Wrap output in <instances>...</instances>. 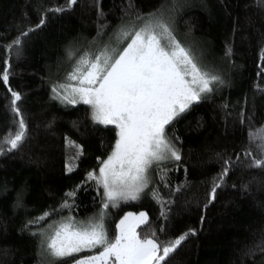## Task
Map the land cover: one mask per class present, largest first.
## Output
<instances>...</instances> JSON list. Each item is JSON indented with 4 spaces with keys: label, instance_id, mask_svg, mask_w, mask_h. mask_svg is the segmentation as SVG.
I'll list each match as a JSON object with an SVG mask.
<instances>
[{
    "label": "trees",
    "instance_id": "obj_1",
    "mask_svg": "<svg viewBox=\"0 0 264 264\" xmlns=\"http://www.w3.org/2000/svg\"><path fill=\"white\" fill-rule=\"evenodd\" d=\"M161 11L173 18L166 20L179 41L223 83L166 127L181 159L152 168L142 196L110 211L108 235H116L125 213L143 212L147 223L136 229L141 237L155 233L167 242L195 231L166 264H264V167H249L260 156L249 134L264 130V0H77L70 7L69 0H0V73H10L7 85L0 79V145L18 119L9 88L21 95L27 125L21 146L0 154V264H41L36 230L69 215L85 220L101 209L102 190L87 177L111 154L116 130L93 123L86 105H59L50 88L125 25L140 26ZM29 29L35 30L22 37ZM18 36L20 48L9 51ZM226 166L228 175L209 203L213 181ZM65 202L70 207H62ZM46 212L45 220L28 223Z\"/></svg>",
    "mask_w": 264,
    "mask_h": 264
},
{
    "label": "snow or ice",
    "instance_id": "obj_2",
    "mask_svg": "<svg viewBox=\"0 0 264 264\" xmlns=\"http://www.w3.org/2000/svg\"><path fill=\"white\" fill-rule=\"evenodd\" d=\"M76 2L69 0V7ZM43 23L41 20L36 27ZM34 30L22 32L21 36L27 37ZM122 35L125 39L131 37L126 47L117 52L105 46L98 54H84L68 74L69 83L52 88L54 99L90 106L92 121L114 125L118 139L111 154L100 162L98 173H89L87 177L102 189L100 211L87 220H76L71 215L62 217L40 233L42 255H46L48 264H166L188 236L195 235L194 230H189L167 242L155 238V233L152 238L141 237L136 228L140 223H147L143 212L138 216L129 213L121 219L112 238L105 227L110 207L136 201L145 192L150 183L149 170L154 165L181 159L179 150L167 136L166 127L200 101L203 94L213 91V84L223 83L218 75L202 66L192 49L177 39L162 11L151 14L138 29L124 30ZM21 36L7 46L9 51L20 48ZM226 55H231V48ZM261 58L264 59V53ZM9 75L7 68L0 73L5 85ZM9 91L11 112L18 119L15 130L3 139L0 154L5 148L7 151L18 149L27 136V125L18 104L21 95L11 88ZM258 133L249 134L250 142L256 144L260 154L249 167L262 168L264 130ZM247 155L251 157L252 152ZM228 172L226 166L213 181L209 203L215 200L216 191ZM20 206L18 196L17 207ZM62 207L70 205L65 202ZM49 215L46 212L28 223L37 224ZM83 252L91 254L80 256ZM68 258L73 259L69 262Z\"/></svg>",
    "mask_w": 264,
    "mask_h": 264
},
{
    "label": "rangeland",
    "instance_id": "obj_3",
    "mask_svg": "<svg viewBox=\"0 0 264 264\" xmlns=\"http://www.w3.org/2000/svg\"><path fill=\"white\" fill-rule=\"evenodd\" d=\"M169 15H168V13L167 12H164V17H165V19H167V17H168ZM149 17H147V18H145L146 20L148 19ZM169 18V20L170 21H172L173 23H174V20H173V18L172 17H168ZM146 20H142L141 21V23H140V26L135 22V23H132V24H130L129 25V27H128V25H125L124 26V28L125 29H122V31L120 32V33H118L117 34V36L113 39V41L110 43V44H108V45H106V46H108L109 47V49L111 50V49H115V50H117V52H118V48H119V46L122 44V42L123 41H125L126 39L124 38V36L122 35V32L124 31V30H127V31H133V30H135V29H138L139 27H141L143 24H144V22L146 21ZM174 32V31H173ZM174 35L176 36L177 35V33H174ZM178 36V35H177ZM177 39H178V37H177ZM179 40V39H178ZM130 42V41H129ZM183 44V43H182ZM127 46V45H126ZM125 46V47H126ZM95 49H97V48H95ZM95 49L94 50H92L91 52H88V54H98L99 53V50L97 51V52H95ZM193 49V48H192ZM102 50V49H101ZM193 53L195 54V56L197 57V56H199L200 57V55H199V53L198 52H196L195 50H193ZM86 54V53H85ZM83 56V55H82ZM74 66H75V64H74ZM73 66V67H74ZM73 67H72V69H73ZM72 69H71V71H72ZM70 71V72H71ZM68 76V75H67ZM67 76L65 77V79H64V81L63 82H61V83H57V84H54V85H52L51 86V88H50V91H51V94H50V97H51V99L52 100H54L55 102H57L59 105H62V106H76V105H79V104H83V103H77V104H75V105H72V104H67V103H65V102H62L60 99H54L53 98V92H52V88L53 87H56L57 85H61V84H65V83H69V81L67 80ZM71 83H73V84H75L76 82L75 81H71ZM61 92H63V89H61ZM207 94L208 93H205V94H203L202 95V98L200 99V101L201 100H203L206 96H207ZM199 102V101H198ZM197 103V102H196ZM194 104V103H193ZM83 105H85V104H83ZM86 106H88V105H86ZM89 108H90V106H88ZM90 116H91V109H90ZM91 121H92V119H91ZM93 122V121H92ZM94 123V122H93ZM96 124V123H95ZM98 125H101V126H112V127H114L115 128V126L114 125H102V124H98ZM115 130H116V133H117V129L115 128ZM117 139H118V137H117ZM173 161H175V160H169V161H165V162H163L162 164H160L159 166H163V165H165V164H168V163H171V162H173ZM158 166V167H159ZM154 167H157V165H154L152 168H154ZM152 168L149 170V177H150V183H151V170H152ZM99 171V170H98ZM150 183H149V185H150ZM102 190V189H101ZM143 194V193H142ZM142 194H141V196H142ZM140 196V197H141ZM129 202H133V201H129ZM121 203H126V202H121ZM120 203V204H121ZM116 208V207H115ZM115 208H112V207H110L108 210H107V214H106V217H105V220L109 217V214H110V211H112V210H114ZM100 211V210H99ZM129 213H132V212H127V213H125V215H123V217H121L120 219H119V221H117V223H116V226H117V224H119V222H120V220L121 219H123L127 214H129ZM134 216H138L139 214H135V213H132ZM96 215V214H95ZM94 216V215H93ZM92 217V216H91ZM77 220V219H76ZM85 220H87V219H85ZM55 222V221H54ZM53 222H51V223H49V224H52ZM49 224H47L45 227H43V228H41V229H38V230H36L37 231V234L39 235V251H38V258H39V260H40V263L41 264H48V260H47V257H46V255H42V249H41V247H40V245H41V236H40V233L41 232H43V231H45L47 228H48V225ZM143 223H140L138 226H140V225H142ZM137 229V228H136ZM116 234H117V227H116ZM96 251H99V249H97ZM91 253H87V252H83V253H80L79 255L80 256H87V255H90ZM73 258H68V260H69V262L72 260Z\"/></svg>",
    "mask_w": 264,
    "mask_h": 264
}]
</instances>
